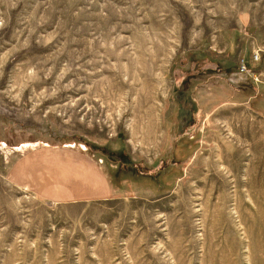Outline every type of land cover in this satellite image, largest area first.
<instances>
[{"label": "rangeland", "instance_id": "374dc122", "mask_svg": "<svg viewBox=\"0 0 264 264\" xmlns=\"http://www.w3.org/2000/svg\"><path fill=\"white\" fill-rule=\"evenodd\" d=\"M0 264H264V0H0Z\"/></svg>", "mask_w": 264, "mask_h": 264}, {"label": "crops", "instance_id": "0c3cea01", "mask_svg": "<svg viewBox=\"0 0 264 264\" xmlns=\"http://www.w3.org/2000/svg\"><path fill=\"white\" fill-rule=\"evenodd\" d=\"M248 68V67H247ZM64 146L65 147H71L72 145L71 144H64ZM70 152H71V150H69ZM75 153V152H74ZM80 152H78V153H75V156H78L77 154H79ZM39 154V153H38ZM79 155H81L83 158H85L86 160H88L89 161V157L86 155V154H79ZM100 173H101V175L102 176H105L104 174H102V172L100 171ZM89 174V173H88ZM44 180V182H45V187L46 188H48V190H50L51 188H54V186L53 185H56V184H58V181H56V180H54L53 179V183H50V185H49V187H48V185H47V182L49 181V179H47L46 177L43 179ZM30 183H31V181H30ZM61 184H64V183H61ZM31 185H32V183H31ZM42 187H44V186H42ZM35 189V188H34ZM42 195H44V194H42ZM47 195V194H46ZM54 196V195H53ZM50 197H52V196H50ZM54 199H62V198H56V197H53Z\"/></svg>", "mask_w": 264, "mask_h": 264}, {"label": "bare ground", "instance_id": "6f19581e", "mask_svg": "<svg viewBox=\"0 0 264 264\" xmlns=\"http://www.w3.org/2000/svg\"><path fill=\"white\" fill-rule=\"evenodd\" d=\"M151 106L148 105L146 108V115L149 118V123H150V130L148 132H153V128H156V118L154 117L153 114H151L152 109H150ZM153 113V112H152Z\"/></svg>", "mask_w": 264, "mask_h": 264}, {"label": "built area", "instance_id": "2783aa9c", "mask_svg": "<svg viewBox=\"0 0 264 264\" xmlns=\"http://www.w3.org/2000/svg\"><path fill=\"white\" fill-rule=\"evenodd\" d=\"M254 60H258L259 59V54L258 52L254 53ZM243 62V61H242ZM240 70L244 71V72H249L246 65L244 63H240ZM251 75H253L254 73H250Z\"/></svg>", "mask_w": 264, "mask_h": 264}]
</instances>
